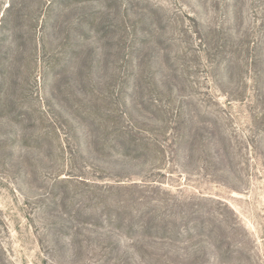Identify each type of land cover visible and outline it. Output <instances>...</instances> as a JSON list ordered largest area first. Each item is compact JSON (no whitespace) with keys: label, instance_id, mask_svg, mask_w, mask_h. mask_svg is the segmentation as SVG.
Segmentation results:
<instances>
[{"label":"rangeland","instance_id":"rangeland-1","mask_svg":"<svg viewBox=\"0 0 264 264\" xmlns=\"http://www.w3.org/2000/svg\"><path fill=\"white\" fill-rule=\"evenodd\" d=\"M0 264H264V0H0Z\"/></svg>","mask_w":264,"mask_h":264}]
</instances>
